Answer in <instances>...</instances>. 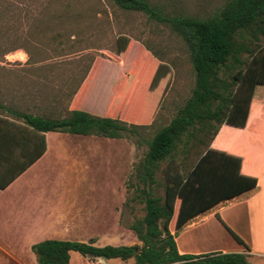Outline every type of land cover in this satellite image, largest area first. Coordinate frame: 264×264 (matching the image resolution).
I'll return each instance as SVG.
<instances>
[{"label":"rangeland","instance_id":"374dc122","mask_svg":"<svg viewBox=\"0 0 264 264\" xmlns=\"http://www.w3.org/2000/svg\"><path fill=\"white\" fill-rule=\"evenodd\" d=\"M147 1L163 7L170 14L202 19L219 11L228 0ZM125 43L128 46L122 56L121 46ZM151 58L168 64L173 76L166 94L147 123L153 126L142 131L138 137L126 135L124 138L138 146L136 161L127 172L131 163L129 157L124 155L122 144L104 142L97 146L81 147L97 150V153H89L80 162L82 164L72 170L65 185L80 189L78 194L69 195V198L85 210L84 217L78 219V225L72 226L66 237L56 240L93 243L96 247L131 246L132 242L138 244L133 246H143L137 237L129 239L131 224L145 214L141 190L146 189L152 195L164 197V170L168 164H161L155 185H141L136 172L148 151L145 141L167 126L192 96L196 75L188 48L175 32L150 20L143 13L120 9L112 0H14V3L0 0V76L13 77V84L27 91V98L33 99L38 90L45 97L41 108L17 109L22 113L40 114L48 118L65 117L72 108L74 94L84 81L90 79L94 82L92 88L85 92L87 110L86 107L80 110H92L93 115L108 117L116 96L123 90L124 81L134 76L138 69L145 70L143 62ZM134 78V86L128 97L120 100L115 118L131 119V111L140 99L144 86L142 76L135 75ZM63 137L102 138L64 133ZM205 149L204 145H198L187 155L181 151L177 159L186 158L189 169L197 159L196 153ZM124 166L127 177H124ZM124 182L128 213L131 209L129 215H132V219L128 220L126 226L128 238L119 241L123 227H108L105 219L97 215L94 220L91 213L104 214L114 206H122L123 194L118 188ZM107 230H110L111 237L98 239ZM201 232L186 236L190 247L209 251L219 245L217 240L214 241V237H217L215 230L208 228ZM227 237L232 241L230 236ZM228 243L231 247L232 242ZM0 244L4 247L10 245L3 240ZM20 254L10 257L0 248V264H38L35 254ZM70 264H135V261L91 259L71 252Z\"/></svg>","mask_w":264,"mask_h":264},{"label":"trees","instance_id":"16d2710c","mask_svg":"<svg viewBox=\"0 0 264 264\" xmlns=\"http://www.w3.org/2000/svg\"><path fill=\"white\" fill-rule=\"evenodd\" d=\"M112 1L122 10L143 13L175 32L187 46L195 71L192 96L167 126L149 140H144L148 151L136 172L141 185L153 186L161 164L168 162L164 170L165 195L157 197L146 189L141 190L145 214L131 226L143 244L141 248L96 247L93 243L46 240L32 247L38 264H70L71 252L91 259H134L135 264H251L248 256L242 253L182 255L176 238L186 222L218 204L226 192V186L221 185L220 171L215 168L212 152L195 166L226 122L235 89L239 85L242 89H253L260 83L264 84V0H228L219 11L202 19L170 14L147 0ZM127 46L128 43L121 46L122 56ZM144 66L145 70L138 69L135 74L142 76L145 87L141 92L143 111L136 118L130 115V120H121L114 116L120 100L129 95L134 86L135 75L124 81L123 90L116 96L108 117L78 109L69 111L62 118L14 114L40 133L58 132L112 139H122L126 135L138 137L142 131L153 126L147 123L166 94L173 76L168 64L154 58L148 62L144 60ZM198 145H204L206 149L196 153V161L187 169L186 158L178 160V155L181 151L187 155ZM225 170V176L230 177V171L223 168ZM198 176L203 177L200 187L197 186ZM224 226L239 244L245 245L239 236Z\"/></svg>","mask_w":264,"mask_h":264},{"label":"crops","instance_id":"0c3cea01","mask_svg":"<svg viewBox=\"0 0 264 264\" xmlns=\"http://www.w3.org/2000/svg\"><path fill=\"white\" fill-rule=\"evenodd\" d=\"M11 1L14 3V0ZM13 80V77L0 76V242L3 240L10 244L5 247L0 244V248L10 257L18 256L17 253H33L32 247L40 242L66 237L71 227L78 225V219L84 217L85 210L69 198V195L78 194L80 189L65 185L72 170H76L89 153H97V150L81 147L97 146L104 142L124 145V155L129 157L131 163L127 172H130V166L136 161L139 152L134 142L124 138H71L63 137V133L58 132H37L14 112L22 113L17 110L22 107L38 110L45 103V97L38 90L33 99L27 98V91L14 85ZM93 82L94 80L87 79L78 88L69 111L85 107L87 110L85 92L92 88ZM241 86L234 91L233 105L226 122L195 166L212 152L215 168L220 171L221 185L226 186V192L220 197L218 204L186 222L176 242L182 255L242 253L248 256L251 264H262L264 84L260 83L253 89H242ZM127 97L128 95L124 99ZM136 102L130 114L135 118L143 111L142 96ZM88 111L93 113L92 110ZM205 168L209 170L208 165ZM223 168L230 171V177L225 176L226 170L223 171ZM125 171L124 166V177H127L128 173L125 174ZM197 178V186L200 187L203 177ZM118 190L123 194V205L114 206L104 214L92 212L91 217L95 220L97 215L101 216L108 227H123V235L119 240L123 241L128 238L126 226L128 220L132 219V215H129L132 210L128 213L126 182ZM177 208H180V202ZM176 220L177 217L175 225ZM224 225L239 236L246 246L239 244ZM208 228L216 231L214 241L217 240L219 245L209 251L190 247L186 236L201 230L204 233ZM130 233L129 239H136L135 232L131 230ZM111 235L110 230H107L98 239H109ZM228 242H232L231 247ZM134 244L137 243L132 242L130 245Z\"/></svg>","mask_w":264,"mask_h":264}]
</instances>
